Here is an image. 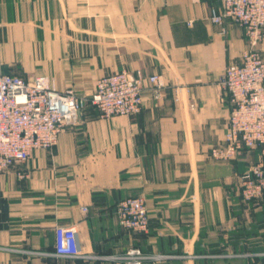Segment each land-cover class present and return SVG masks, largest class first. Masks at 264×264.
Masks as SVG:
<instances>
[{
	"label": "crops",
	"instance_id": "1",
	"mask_svg": "<svg viewBox=\"0 0 264 264\" xmlns=\"http://www.w3.org/2000/svg\"><path fill=\"white\" fill-rule=\"evenodd\" d=\"M222 3L0 0L3 74L44 75L58 91L84 95L121 70L165 85L159 98L145 92L132 117L102 118L90 106L52 149L0 173V264H123L51 256L63 226L77 228L89 256L135 247L172 256L159 264L264 263V196L246 201L241 192L262 147L230 162L211 156L232 108L219 80L249 48L237 24L211 21ZM258 50L264 56V40ZM140 196L150 227L125 230L117 205Z\"/></svg>",
	"mask_w": 264,
	"mask_h": 264
},
{
	"label": "built area",
	"instance_id": "2",
	"mask_svg": "<svg viewBox=\"0 0 264 264\" xmlns=\"http://www.w3.org/2000/svg\"><path fill=\"white\" fill-rule=\"evenodd\" d=\"M210 19L215 24L234 22L249 42L242 63L229 66L219 80L220 87L230 95L232 108L224 143L212 148L211 156L220 162H230L244 149L262 147L260 161L241 177L244 200H258L264 196V56L258 50L264 40V0H223L221 10L211 9ZM164 88L157 74L146 76L138 71L132 75L121 70L100 78L92 94L82 95L73 89L58 91L44 75L26 79L0 70V173L26 163L36 150L52 149L65 128L90 106L102 118L132 117L141 112L145 92L159 98ZM19 176L25 177L24 173ZM116 214L125 230L146 232L150 227L144 197L120 201ZM50 255L58 259L94 258L123 264H159L172 258L135 247L121 254L89 256L81 249L75 226L57 229L55 250Z\"/></svg>",
	"mask_w": 264,
	"mask_h": 264
},
{
	"label": "rangeland",
	"instance_id": "3",
	"mask_svg": "<svg viewBox=\"0 0 264 264\" xmlns=\"http://www.w3.org/2000/svg\"><path fill=\"white\" fill-rule=\"evenodd\" d=\"M82 95H84V94H82ZM148 253H150V252H148Z\"/></svg>",
	"mask_w": 264,
	"mask_h": 264
}]
</instances>
